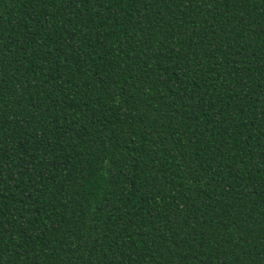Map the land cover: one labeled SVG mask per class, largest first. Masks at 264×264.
<instances>
[{"label":"trees","instance_id":"1","mask_svg":"<svg viewBox=\"0 0 264 264\" xmlns=\"http://www.w3.org/2000/svg\"><path fill=\"white\" fill-rule=\"evenodd\" d=\"M0 264H264V0H0Z\"/></svg>","mask_w":264,"mask_h":264}]
</instances>
